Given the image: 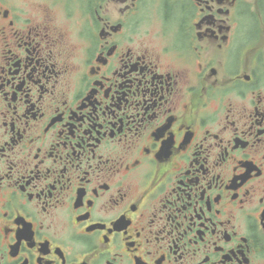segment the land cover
<instances>
[{
    "label": "flooded vegetation",
    "instance_id": "af4514ba",
    "mask_svg": "<svg viewBox=\"0 0 264 264\" xmlns=\"http://www.w3.org/2000/svg\"><path fill=\"white\" fill-rule=\"evenodd\" d=\"M0 264H264V0H0Z\"/></svg>",
    "mask_w": 264,
    "mask_h": 264
}]
</instances>
